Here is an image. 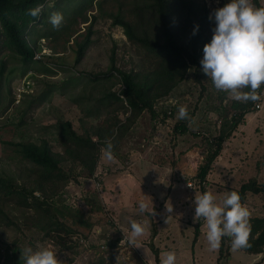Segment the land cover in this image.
Here are the masks:
<instances>
[{
  "label": "rangeland",
  "instance_id": "obj_1",
  "mask_svg": "<svg viewBox=\"0 0 264 264\" xmlns=\"http://www.w3.org/2000/svg\"><path fill=\"white\" fill-rule=\"evenodd\" d=\"M189 1L200 8L205 6L208 15L224 3ZM250 3L257 7L253 0ZM151 4L152 0H52L41 7L40 23L25 32L28 46L35 50L28 63H22L21 55L3 36L0 38V178L12 180L15 188L36 186L38 172L18 154V143L39 144L46 140L55 155L66 159L56 128L60 122H71L79 135H92L102 127L106 130L105 121L127 124L123 134L118 130L108 142L111 158L105 157L101 148L93 176L77 163L63 161L61 167L68 173L69 182L64 186L59 181L47 183L49 203L67 216L56 217L67 225V233L54 234L46 218L26 227L24 216L33 211L15 202L3 203L0 196V207L15 223L10 227L0 223V244H6L5 248H14L17 239L21 250L51 246L61 264H148L141 251L144 247L155 248L152 229L157 221H165L167 227L182 224L190 230L189 235L182 229L174 235L168 229L161 232L158 247H172L175 264H264V248L260 254H247L233 249L227 240L221 254L220 244L210 250L202 237L206 224L202 218L194 217L192 208L194 194L205 190L219 202L226 192H237L251 179L264 183V84L252 110L223 144L204 182L198 174L208 155L207 141L231 125V118L239 113L232 106L245 100L236 101L228 93L215 90L202 72L197 81L195 68L188 70L167 97L155 102L160 111L155 119L148 111L133 118L125 102L105 99L107 94L121 91L118 75L106 76L113 55L115 67L142 75L157 58L133 44L124 29L113 24L117 14L131 24L142 19L150 37L160 38ZM259 4L264 8V0ZM52 12L62 15L56 28L48 22ZM174 26L180 43L185 44L189 25L177 15ZM88 33L90 43L78 62L80 45ZM200 57L201 52L198 61ZM181 105L187 110V119L176 117ZM183 125L187 131L181 134L179 128ZM135 165L143 169L144 176L134 171ZM141 198L147 205L143 214L137 210ZM243 206L248 219L264 218V192L248 193ZM78 211L83 220L74 218ZM129 219L143 222L145 232L137 238L146 243L144 247L137 240L129 242ZM76 224L87 226L88 231L76 229ZM197 224L200 228L196 236ZM168 233L172 235L171 245L165 238Z\"/></svg>",
  "mask_w": 264,
  "mask_h": 264
},
{
  "label": "trees",
  "instance_id": "obj_2",
  "mask_svg": "<svg viewBox=\"0 0 264 264\" xmlns=\"http://www.w3.org/2000/svg\"><path fill=\"white\" fill-rule=\"evenodd\" d=\"M253 1L258 8H262L259 0ZM51 2L52 0H0V30L2 31L0 38L3 36L5 42L11 44L18 55H21L22 63L32 62L35 56L34 48L29 47L27 44L25 32L32 28L33 25L40 23L42 15L40 11L38 16L32 17L28 15V9L35 8L37 4L43 8ZM151 8L156 17L155 21L160 28V38L150 37L142 19L136 24H131L122 19L120 14H117L113 21L114 25L121 26L124 29L125 35L133 44L142 46L157 57L148 72L142 75L118 69L114 65L115 55L112 56V64L106 76L110 77L117 74L121 83V91L119 93H109L105 99L125 102L127 107L130 108L133 118L144 111H148L153 119L160 116V111L155 108V102L160 98L167 97L185 78L186 73L191 68H195L197 72L196 80L200 79L201 71L198 63V53L201 52L203 44L207 43L211 36V24L208 20L209 15L205 6L200 8L189 0H152ZM177 15H180L184 23L188 24L191 29L185 44L180 43L174 26V17ZM194 26H198L195 35L192 34ZM89 43L90 33L80 45L78 62L83 55L84 48ZM245 90V92L248 91L247 88ZM262 90L263 84L255 90V100H245L244 103L235 102L232 107L239 113H236L231 118V125L223 129L227 132L221 131L218 137L207 141L208 155L198 174L202 182L205 181L209 174L213 162L219 157L223 144L237 129L245 115L252 110ZM119 123V121H105L104 126L107 129L105 130L104 127L102 129L97 128L92 135L88 133L79 135L69 121L58 123L56 128L59 143L66 159L63 158V155H55L46 140H42L39 144L32 142L16 144L18 154L23 160L34 166L35 172H38L36 186L31 189H25L24 187L15 188L12 180L0 178V196L3 197L1 202H15V204H20L22 208L32 210V214L27 213L24 216L23 223L26 227H30V224L34 225L39 218H46L50 231L54 234L67 233V225L56 218L58 214L63 217L67 216L54 209L49 203L48 192L50 191L46 189L47 183L51 185L59 181L60 186H64L69 182L68 173L61 167L63 161H69L73 164L77 163L82 170H87L88 176H93L101 148L105 149L106 142H110V139L114 138V133L119 130L123 134L122 130L127 128V124L120 125ZM186 131L187 129L184 125L179 128L181 134ZM93 136L97 138L96 141H94ZM86 173L81 174L84 175ZM36 192H40L42 195L40 197L36 196ZM262 192H264V183L262 185L258 184L256 179H251L244 183L237 191L242 205L245 203L248 193L259 194ZM16 198L18 199L17 201H15ZM75 217L83 220L84 216L78 211ZM2 222H6L7 225L5 226L8 227H10V224L15 225L10 215L3 210V207H0V223ZM248 223L250 228L247 246L240 249L247 254H260L264 248V218L248 219ZM76 227L83 230L88 229L85 225L76 224ZM199 228L200 224H197L195 229L196 236L199 234ZM151 235L152 239L157 235L156 226L153 227ZM227 240H230V238H221L220 254L223 252V243ZM5 245L0 244V262L3 260L2 264H12L13 262L23 264V260L20 258L21 249L17 239L13 242L14 248L11 245H7L5 248ZM150 249L155 255L157 264H159L158 250L153 246Z\"/></svg>",
  "mask_w": 264,
  "mask_h": 264
},
{
  "label": "clouds",
  "instance_id": "obj_3",
  "mask_svg": "<svg viewBox=\"0 0 264 264\" xmlns=\"http://www.w3.org/2000/svg\"><path fill=\"white\" fill-rule=\"evenodd\" d=\"M40 11L41 5L37 4L35 8L28 9V15L36 17ZM208 20L211 36L201 48L200 71L210 79L215 90L228 93L232 99L255 100V90L264 84V8L254 7L250 0H224L222 6L211 10ZM61 21V13H50L48 22L53 28L58 27ZM197 28L193 27V35ZM244 88L248 91L244 92ZM176 117L187 119L184 106L177 107ZM104 155L111 158V144L108 142ZM146 208L144 200L138 199L137 210L143 214ZM192 208L194 217L202 218L206 224L205 240L210 250L219 246L222 237L230 238L233 249L247 246L249 213L237 192L228 191L217 202L216 197L205 190L194 194ZM144 232L142 221L129 219L130 243H135ZM56 253L51 246L24 247L20 258L23 264H61ZM175 261V252L168 250L162 253L159 264H175Z\"/></svg>",
  "mask_w": 264,
  "mask_h": 264
},
{
  "label": "crops",
  "instance_id": "obj_4",
  "mask_svg": "<svg viewBox=\"0 0 264 264\" xmlns=\"http://www.w3.org/2000/svg\"><path fill=\"white\" fill-rule=\"evenodd\" d=\"M137 163V162H136ZM135 163V164H136ZM138 166H136L135 165V169H134V171L136 170V171H138L137 173L139 174V176H144V174H145V172L143 171V169L142 168H137ZM131 186H133V184L131 185ZM156 222V221H155ZM154 222V223H155ZM157 225H156V227H157V235L152 239V242L154 243V245H156L155 246V249H157V250H159V260L162 258V253L163 252H165L166 250H170L172 247H169V248H161V247H158L159 246V242L161 241V232L162 231H166L167 232V229L168 230H170V232L171 233H173V235H174V233H176V232H178V230H180V229H182L183 230V232H185L186 233V235H189V232H190V230L188 229V230H185V228L184 227H182V224H172V225H170L169 227H167V223L164 221H162V222H160V221H157V223H156ZM173 226V227H172ZM171 228V229H170ZM150 236V235H149ZM171 236L172 235H170L169 233L167 234V236L165 237L167 240H168V242L170 243V245L172 244V242L170 241V238H171ZM203 236H205L204 235V233L202 232V237ZM151 237H152V235H151ZM136 240L138 241V242H140L139 244L140 245H142V247H144L143 245L145 244L146 245V243H142L141 241H140V239L139 238H136ZM150 242V241H149ZM152 242H150V243H152ZM145 248V250L144 251H141V253L142 254H145V256H146V258H148V259H146V262H149L148 264H156L155 263V255H154V253L152 252V250L150 249H148V248H146V247H144ZM159 248V249H158ZM246 253V252H245Z\"/></svg>",
  "mask_w": 264,
  "mask_h": 264
},
{
  "label": "built area",
  "instance_id": "obj_5",
  "mask_svg": "<svg viewBox=\"0 0 264 264\" xmlns=\"http://www.w3.org/2000/svg\"><path fill=\"white\" fill-rule=\"evenodd\" d=\"M188 186H189L190 188H192V187H193V184H192V183H189Z\"/></svg>",
  "mask_w": 264,
  "mask_h": 264
}]
</instances>
